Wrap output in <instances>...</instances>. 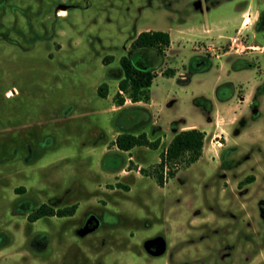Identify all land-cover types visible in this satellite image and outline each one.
I'll return each mask as SVG.
<instances>
[{
    "label": "rangeland",
    "instance_id": "374dc122",
    "mask_svg": "<svg viewBox=\"0 0 264 264\" xmlns=\"http://www.w3.org/2000/svg\"><path fill=\"white\" fill-rule=\"evenodd\" d=\"M263 16L264 0H0V264H264ZM145 29L170 35L152 107L115 110ZM181 124L205 154L160 186L140 168ZM142 129L157 149L112 147ZM42 203L77 209L30 222Z\"/></svg>",
    "mask_w": 264,
    "mask_h": 264
},
{
    "label": "trees",
    "instance_id": "16d2710c",
    "mask_svg": "<svg viewBox=\"0 0 264 264\" xmlns=\"http://www.w3.org/2000/svg\"><path fill=\"white\" fill-rule=\"evenodd\" d=\"M169 44L170 35L162 30H143L133 38L130 43L131 55H123L119 59L122 76L118 79V89L124 93V96L116 92L115 101L118 105L124 104L126 98L132 102L150 101V86L156 77L157 68L163 61V49ZM108 58L111 59V56ZM163 73L168 76L173 75L172 70ZM107 89V85L102 83L97 87L98 95L106 97ZM205 134V131L198 128L178 131L159 153V159L151 170L140 168L141 173L151 176L158 185L162 186L175 176L181 166H190L202 156ZM112 145L121 151H130L139 146L157 149L160 138L150 139L145 132L138 134L121 132L112 141ZM120 186L118 184V187ZM76 209V203L57 208L42 203L28 214L27 219L34 222L45 216H71Z\"/></svg>",
    "mask_w": 264,
    "mask_h": 264
},
{
    "label": "crops",
    "instance_id": "0c3cea01",
    "mask_svg": "<svg viewBox=\"0 0 264 264\" xmlns=\"http://www.w3.org/2000/svg\"><path fill=\"white\" fill-rule=\"evenodd\" d=\"M145 30H148V29H145ZM153 30V29H152ZM140 31H138L137 32V34L139 33ZM117 91H118V82H117ZM106 96H108V94L106 95ZM127 102H128V100L127 99H125V102H124V104H122V105H118L117 104V106H116V109L115 110H120V109H122V108H125V107H128L127 105ZM132 102V101H131ZM132 105H134V106H146V107H148V109L150 110L151 109V107H152V99H151V96H150V101L148 102V103H145V102H142V101H138V102H132ZM131 121L133 122V119H131ZM216 122L218 123V120H216ZM154 123V122H153ZM153 123H152V125H153ZM175 128H177V129H175L176 131L175 132H173L172 131V135H171V137H170V139L168 140V143L170 142V140L172 139V137H173V135L175 134V133H177L178 131H180V130H183V129H189V128H198V127H196L194 124H181L180 125V127H176V126H174ZM199 129V128H198ZM152 130V129H151ZM200 130H203V129H200ZM204 131V130H203ZM121 132H125V131H123V130H117L116 132H115V135H112V136H114V138L113 139H111V142L115 139V137L119 134V133H121ZM141 132H145L146 133V131L144 130V129H142L141 131H140V133ZM130 133V132H129ZM206 133V132H205ZM133 134H138V133H134L133 132ZM164 134H166V133H164ZM146 135L148 136V134L146 133ZM206 135V134H205ZM149 137V136H148ZM156 138H159V136L158 137H155L154 139H156ZM206 138V137H205ZM204 138V139H205ZM151 139V138H150ZM163 141V138L162 137H160V144H161V142ZM111 145H112V143H111ZM112 147L114 148V149H117V147L115 146V145H112ZM135 148V147H134ZM133 148V149H134ZM133 149H131L130 151H132ZM130 151H126V152H130ZM204 154H205V142H204V146H203V152H202V156H204ZM201 156V157H202ZM200 157V158H201ZM132 158V156H129L128 157V160H130Z\"/></svg>",
    "mask_w": 264,
    "mask_h": 264
},
{
    "label": "water",
    "instance_id": "95a60500",
    "mask_svg": "<svg viewBox=\"0 0 264 264\" xmlns=\"http://www.w3.org/2000/svg\"><path fill=\"white\" fill-rule=\"evenodd\" d=\"M157 244L158 247L157 249L154 251L155 254H160L164 248H165V243H164V240L161 239V238H157V239H154V240H149L146 242L145 246L148 250H150V246L153 245V244Z\"/></svg>",
    "mask_w": 264,
    "mask_h": 264
},
{
    "label": "flooded vegetation",
    "instance_id": "af4514ba",
    "mask_svg": "<svg viewBox=\"0 0 264 264\" xmlns=\"http://www.w3.org/2000/svg\"><path fill=\"white\" fill-rule=\"evenodd\" d=\"M261 22V21H260ZM262 25V28H264V16L262 17V22L260 23V26ZM155 249V248H154Z\"/></svg>",
    "mask_w": 264,
    "mask_h": 264
},
{
    "label": "built area",
    "instance_id": "2783aa9c",
    "mask_svg": "<svg viewBox=\"0 0 264 264\" xmlns=\"http://www.w3.org/2000/svg\"><path fill=\"white\" fill-rule=\"evenodd\" d=\"M117 92H118L121 96H124V93H123L121 90L118 89Z\"/></svg>",
    "mask_w": 264,
    "mask_h": 264
}]
</instances>
